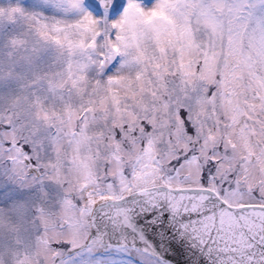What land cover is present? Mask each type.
Returning a JSON list of instances; mask_svg holds the SVG:
<instances>
[{
	"label": "snow or ice",
	"instance_id": "snow-or-ice-1",
	"mask_svg": "<svg viewBox=\"0 0 264 264\" xmlns=\"http://www.w3.org/2000/svg\"><path fill=\"white\" fill-rule=\"evenodd\" d=\"M0 264H264V0H0Z\"/></svg>",
	"mask_w": 264,
	"mask_h": 264
}]
</instances>
